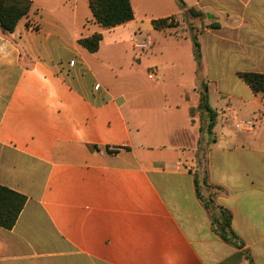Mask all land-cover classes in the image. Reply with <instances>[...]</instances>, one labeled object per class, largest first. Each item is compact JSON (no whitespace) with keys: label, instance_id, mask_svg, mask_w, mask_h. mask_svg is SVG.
<instances>
[{"label":"crops","instance_id":"crops-1","mask_svg":"<svg viewBox=\"0 0 264 264\" xmlns=\"http://www.w3.org/2000/svg\"><path fill=\"white\" fill-rule=\"evenodd\" d=\"M31 1L14 34L0 30V185L27 197L15 227H0V264H264V97L240 76L264 75V0H186L143 18L132 4L133 22H94L93 32L51 12L64 0ZM172 17L175 28L154 27ZM95 34L98 52L78 45ZM55 35L57 56L47 51ZM135 36L150 46L136 49ZM125 41L148 80L159 69L149 88L112 89L95 69L111 71ZM211 87L221 106H211ZM205 96L217 113L214 140L203 139L208 183L221 189L216 203L231 211L243 249L215 231L197 196L201 148L189 126L198 114L209 122ZM164 149L187 155H157Z\"/></svg>","mask_w":264,"mask_h":264},{"label":"trees","instance_id":"trees-1","mask_svg":"<svg viewBox=\"0 0 264 264\" xmlns=\"http://www.w3.org/2000/svg\"><path fill=\"white\" fill-rule=\"evenodd\" d=\"M94 22L102 29L111 30L127 25L134 21L135 15L131 0H88ZM181 6L184 2L181 0ZM32 10L31 0H0V30L4 36L14 34L21 21L28 17ZM188 12L194 17H206L195 9ZM170 19H160L153 22L157 30L174 28ZM103 37L95 34L91 37L80 39L78 45L89 53H96L100 49ZM194 55L197 61V72L202 71L201 46L197 38L193 39ZM241 78L257 94L264 97V75L259 73H243ZM203 106L208 112V134L210 140H214V128L217 123V113L210 108L207 96L203 97ZM97 149V147H94ZM198 170L196 172L197 196L205 207L212 213V223L215 231L227 242L243 249L244 243L235 233L232 227L233 215L228 209L219 206L215 198L221 189L208 183L206 160L197 155ZM27 202V197L8 187L0 185V227L12 230L17 224Z\"/></svg>","mask_w":264,"mask_h":264},{"label":"rangeland","instance_id":"rangeland-1","mask_svg":"<svg viewBox=\"0 0 264 264\" xmlns=\"http://www.w3.org/2000/svg\"><path fill=\"white\" fill-rule=\"evenodd\" d=\"M57 1L58 0L51 2L53 3L52 5H55ZM131 1L133 6L137 9L138 16L142 18L145 14H147L149 17L166 14L173 11L174 8L177 7V4L181 3V0ZM182 1L186 3V0ZM51 12H55L57 16L65 22L66 25H69L71 22H73L72 20L74 19L77 22L79 28H81L83 25H86L87 29L92 30V32L93 30L98 29V26L94 23V18L89 8L88 0H64L63 7L60 10L52 6ZM170 22L175 26V17H172ZM27 25L31 27H34L36 25L32 30L33 32L39 30L38 22L34 20L33 24L31 22H28ZM56 36L57 35H55L51 41L47 42V51L49 54L54 56L61 54L59 52L60 48L57 49L53 43L56 39ZM125 42L126 44L120 45L117 51L118 55L115 54V56L109 58V60L111 61L109 63V68L111 66V71L109 69H102L100 64L93 61L95 69L98 70L99 76L103 78V80L106 79V81L112 86V89L121 90L123 92H130L136 89L135 83H137L142 88H149L150 83L152 82L145 77L146 69L140 70V68L137 67L138 60L133 57V54H135V52L132 50V48H130L127 41ZM62 58L63 61L69 62L73 57L64 54ZM142 65L146 66L143 61ZM210 90L212 92L210 97L211 106L216 107L219 106L218 104H220L221 106L223 103L222 97L215 93V89L213 87H211ZM150 115H153L155 117V121H153L151 127L152 129L155 128L156 132H158V129L165 125V123L161 122V120L165 118L164 114L161 111H156ZM166 120L167 119H165V121ZM195 120L196 124L190 125L189 128L191 129L192 136L197 137V139L199 140V147L201 149H198L197 155H199L200 158H204L208 149H203V139L205 137L210 139V135L208 134V122L201 115L199 116V114L196 116ZM153 139H155L156 143L167 141V138L162 139L158 135L155 138L153 137ZM171 140L173 143L177 142L175 137H171ZM156 153H158L157 155H165L169 158H175L176 156H180L181 158H183V156L187 155V153L183 151L175 153L168 149H164L163 151L157 150Z\"/></svg>","mask_w":264,"mask_h":264},{"label":"built area","instance_id":"built-area-1","mask_svg":"<svg viewBox=\"0 0 264 264\" xmlns=\"http://www.w3.org/2000/svg\"><path fill=\"white\" fill-rule=\"evenodd\" d=\"M34 27H32V29ZM134 46L136 49H139V50L147 49L150 46V39L148 37L135 36ZM147 75L150 80H156L160 75V71L157 67H153V68L148 69ZM248 124H251V123H248Z\"/></svg>","mask_w":264,"mask_h":264},{"label":"water","instance_id":"water-1","mask_svg":"<svg viewBox=\"0 0 264 264\" xmlns=\"http://www.w3.org/2000/svg\"><path fill=\"white\" fill-rule=\"evenodd\" d=\"M207 17L209 18V15H207Z\"/></svg>","mask_w":264,"mask_h":264}]
</instances>
